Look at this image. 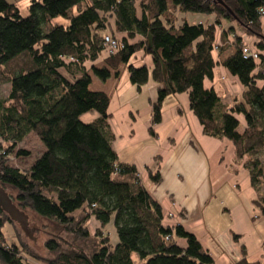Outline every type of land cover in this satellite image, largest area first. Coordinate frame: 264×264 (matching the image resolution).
Instances as JSON below:
<instances>
[{
  "label": "trees",
  "instance_id": "1",
  "mask_svg": "<svg viewBox=\"0 0 264 264\" xmlns=\"http://www.w3.org/2000/svg\"><path fill=\"white\" fill-rule=\"evenodd\" d=\"M16 3L0 0V85L8 86L0 97V188L18 211L56 223L60 233L44 243L49 257L21 239L8 244L2 230L15 222L0 207V264H35L25 256L36 264H133V253L143 264H213L182 224H163L134 165L118 161L107 122L110 96L89 88L90 71L105 82L126 70L137 89L150 75L158 84L152 125L160 123L165 99L186 94L203 135L232 144L264 216V0H30L25 17ZM180 12L214 20L177 24ZM57 18L66 23H53ZM236 28L256 39V60L243 57L249 45ZM105 35L118 44L112 54L105 53ZM140 53L150 56V69L130 63ZM218 65L242 86L231 105L204 86ZM89 112L98 117L85 123L81 117ZM30 132L44 152L26 170L12 167V156L29 155L14 150ZM148 175L160 184L158 171ZM235 264L254 263L241 248Z\"/></svg>",
  "mask_w": 264,
  "mask_h": 264
},
{
  "label": "crops",
  "instance_id": "2",
  "mask_svg": "<svg viewBox=\"0 0 264 264\" xmlns=\"http://www.w3.org/2000/svg\"><path fill=\"white\" fill-rule=\"evenodd\" d=\"M261 26L264 31V19ZM124 71L117 81L102 83L110 96L111 147L119 162L134 165L162 209L163 224H182L210 254L213 264H235L241 248L248 262L264 264V216L254 205L257 193L247 170L234 160L232 144L203 135L186 94L165 99L160 123L152 125L158 84L149 75L147 83L137 89ZM204 86L213 88L227 105L242 91L238 80L221 65ZM97 117L89 112L81 120L88 123ZM238 121L244 127L241 116ZM150 170L159 172V185L150 182ZM177 244L184 247L185 241L179 239Z\"/></svg>",
  "mask_w": 264,
  "mask_h": 264
},
{
  "label": "rangeland",
  "instance_id": "3",
  "mask_svg": "<svg viewBox=\"0 0 264 264\" xmlns=\"http://www.w3.org/2000/svg\"><path fill=\"white\" fill-rule=\"evenodd\" d=\"M17 7L19 10V13L22 17H25L28 15V5L30 0H16ZM263 14V13H262ZM213 15L210 14H197V13H190V12H180L177 14V24H180L183 20L186 21L189 24H198L199 21H201L203 24H211L213 20ZM264 19V15L261 18V21ZM53 23L56 24H65L66 22L60 18H57L53 21ZM226 24V23H225ZM262 27V26H261ZM237 33L240 34L245 41L248 43L249 47L251 50H254L252 47V43L256 40L254 37L250 36H245L244 34L242 35V31L237 29ZM263 31V28H262ZM221 30L217 28V36L219 37V33ZM264 33V31H263ZM118 36V35H116ZM230 38L232 36L230 35ZM130 63H133L136 67H139L141 65H151V58L150 56H143L141 53L138 54L136 57H133L130 60ZM125 72V71H123ZM90 75L92 78V82L89 86L91 90H100L103 91L102 89V81L97 79L92 72L90 71ZM8 91V86L7 84H1L0 85V97L4 98L7 94ZM17 150H24L29 152V155L26 157H13L10 159L9 163L12 167H16L20 170H26L28 169L34 161L44 152V146L41 143V141L37 138L36 134L34 132H30L24 140L19 143L16 146V149L14 152ZM260 159L263 162V168H264V154L260 157ZM7 193L12 196V192L9 190ZM24 215L27 216L26 222H27V235L24 234V232L21 230L20 226L18 223H14V225L6 223L5 226L3 227V235L5 237V240L8 244L10 243H15L18 244L19 240L21 239L24 241V244L34 253L41 257H49L50 254L45 250L44 248V243L48 238H51V235H58L60 233V228L56 223H53L47 219L38 217L34 213H32L29 210H24L22 211ZM90 231L93 233L95 223H90ZM113 239V229L111 226H108L107 229ZM114 240V239H113ZM132 261L133 264H143L138 258L136 254H132ZM26 260L28 262L35 263L36 262L27 256Z\"/></svg>",
  "mask_w": 264,
  "mask_h": 264
},
{
  "label": "water",
  "instance_id": "4",
  "mask_svg": "<svg viewBox=\"0 0 264 264\" xmlns=\"http://www.w3.org/2000/svg\"><path fill=\"white\" fill-rule=\"evenodd\" d=\"M0 207L9 216L12 222L18 223L21 230L27 235V216L18 211L16 207L11 203L9 197L0 188Z\"/></svg>",
  "mask_w": 264,
  "mask_h": 264
},
{
  "label": "built area",
  "instance_id": "5",
  "mask_svg": "<svg viewBox=\"0 0 264 264\" xmlns=\"http://www.w3.org/2000/svg\"><path fill=\"white\" fill-rule=\"evenodd\" d=\"M261 13H263V10H261ZM104 46H105V53L106 54H112L118 48L117 42L110 35L104 36ZM242 55L244 58H252L253 60H256L258 58V54H257L256 50H251V48L249 46H245L242 49ZM263 74H264V69H263Z\"/></svg>",
  "mask_w": 264,
  "mask_h": 264
}]
</instances>
